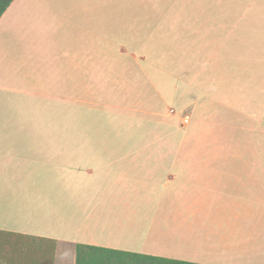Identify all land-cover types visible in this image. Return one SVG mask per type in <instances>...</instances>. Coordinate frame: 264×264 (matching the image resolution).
I'll list each match as a JSON object with an SVG mask.
<instances>
[{
  "label": "rangeland",
  "instance_id": "374dc122",
  "mask_svg": "<svg viewBox=\"0 0 264 264\" xmlns=\"http://www.w3.org/2000/svg\"><path fill=\"white\" fill-rule=\"evenodd\" d=\"M64 1L65 46L1 64L0 134L180 152L179 167L229 170L222 190L264 174V0Z\"/></svg>",
  "mask_w": 264,
  "mask_h": 264
},
{
  "label": "crops",
  "instance_id": "0c3cea01",
  "mask_svg": "<svg viewBox=\"0 0 264 264\" xmlns=\"http://www.w3.org/2000/svg\"><path fill=\"white\" fill-rule=\"evenodd\" d=\"M60 5L11 2L0 17V68L12 54L65 46ZM12 132L0 134V229L56 239L54 264L62 251L74 264L77 243L202 264H264V174L233 175L222 190L229 170L179 167L180 152L89 150V136Z\"/></svg>",
  "mask_w": 264,
  "mask_h": 264
},
{
  "label": "trees",
  "instance_id": "16d2710c",
  "mask_svg": "<svg viewBox=\"0 0 264 264\" xmlns=\"http://www.w3.org/2000/svg\"><path fill=\"white\" fill-rule=\"evenodd\" d=\"M13 0H0V17ZM58 241L0 229V264H54ZM74 264H202L77 243Z\"/></svg>",
  "mask_w": 264,
  "mask_h": 264
}]
</instances>
